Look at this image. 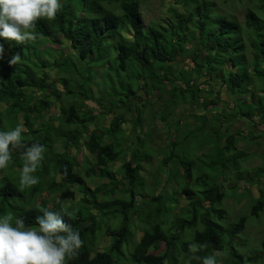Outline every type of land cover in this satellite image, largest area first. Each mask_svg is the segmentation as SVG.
Instances as JSON below:
<instances>
[{"label":"trees","instance_id":"trees-1","mask_svg":"<svg viewBox=\"0 0 264 264\" xmlns=\"http://www.w3.org/2000/svg\"><path fill=\"white\" fill-rule=\"evenodd\" d=\"M141 1L61 0L55 19L36 24L39 42L56 45L55 55L49 56L53 51L47 53L40 43L0 38L8 53L0 55V101L6 105L0 109V131L23 125L21 140L46 148L32 174L39 182L30 187L20 184L23 150H11L12 159L0 169V214L23 217L33 228L43 215L40 209L65 214L64 221L84 241L76 258L66 264H202L189 250L193 243L207 245L195 256L214 255L217 264L264 260V238L261 251L246 257L233 246L248 216L230 224L221 206L225 190L211 181L210 166L197 162V151L207 145L202 159L213 157L215 174L224 173L226 163L238 170V158L250 155L235 148L246 136L242 130L229 133L228 124L224 133L222 126L229 118L252 124L264 120V0L249 2L244 23L213 16V0H174L163 18L147 25ZM250 33L253 65L246 59L247 44L241 36ZM16 53L21 60L11 65ZM182 55L191 56L190 69H177ZM47 69L56 72L52 81ZM166 85L171 88L160 119L176 133L161 159L163 186L158 190L157 183L147 193L141 172L152 162L155 148L148 143L150 132L144 128L140 106L148 105L154 90L163 97ZM29 88L42 96L29 93ZM80 98L84 102L79 105ZM140 98L145 99L139 103ZM178 101L200 104L203 113L191 114L194 124L174 116ZM56 102L60 114L52 118H58L57 125L46 119ZM99 115L112 116L108 126L98 124ZM127 123L135 137H129ZM118 160L123 176L115 179L111 164ZM257 173L264 175V169ZM95 178L99 183L91 188L87 182ZM174 182L177 191L169 192ZM177 192L188 199L179 213ZM79 194V206H63V200H77ZM254 201L251 215L259 216L264 193ZM103 237L111 241L101 250Z\"/></svg>","mask_w":264,"mask_h":264},{"label":"rangeland","instance_id":"rangeland-1","mask_svg":"<svg viewBox=\"0 0 264 264\" xmlns=\"http://www.w3.org/2000/svg\"><path fill=\"white\" fill-rule=\"evenodd\" d=\"M216 3V6L213 8V16H221L226 15L235 18L240 23H244L246 18V12L249 8V2H253L255 0H213ZM174 0H142L141 1V7L140 12L142 16V22L144 25H147L150 21H154L155 19L163 18L164 15L167 12V9L169 5L173 4ZM124 31H127V29H124ZM244 39V42L247 44L246 49V59L248 62H250L253 65V50L250 46L249 42L252 41V33L250 34H242L241 35ZM10 42V41H9ZM8 42V43H9ZM31 43H40L39 39L37 38L36 41ZM65 43V41H64ZM45 50H47V53L54 49L56 45H46V43H40ZM7 46H5L4 50ZM52 47V48H51ZM56 49V48H55ZM7 52L3 51L2 55L7 56ZM58 54L57 52L53 51L49 53V56ZM191 55V54H187ZM76 60V59H75ZM192 65L191 56H179L178 57V68L177 69H183L187 68L190 69ZM101 68V67H100ZM49 74V79L52 81L55 78L56 72L53 69H47L46 70ZM102 77L98 76V82H102ZM99 84V83H98ZM171 88V85H166V90L164 91L163 97L159 98V92L157 90H154L151 95L149 96V103L147 106H140L141 109L144 112L145 115V121H144V128L150 132V135H148V143L152 145L155 148L154 156L152 157V162L147 164H144V169L141 172L142 181L145 184L146 192L148 193L150 189H154L157 183H159L158 190L163 186V180L166 177V174L160 169L161 165V159L164 156V151H169L167 145L169 142L173 139V135H175L176 131L170 130V128L167 126L165 122H163L160 119V114L162 110V104L164 100L169 97L168 91ZM219 87L217 86L216 89ZM29 93L36 92L38 94V97H41L42 94L37 89H27ZM215 93V92H214ZM227 93V94H226ZM100 94L99 91L95 88V95L98 96ZM228 91H225L224 98H230L228 95ZM145 98L138 99V102H143ZM36 100V99H34ZM34 100L32 103H34ZM54 100V99H52ZM83 99H78L77 104H83ZM87 103V102H86ZM57 106L52 109L49 114H47L46 119L52 120L56 125L60 122L57 119L52 118L53 116L56 117L60 114L59 112V102H56ZM176 110L174 113V116L183 119L184 121H188L189 123L194 124L195 123V116H192V113L201 114L203 113V110H200V104H198L197 107L192 106L190 103L183 104L179 103V101L176 103ZM1 108L4 109L6 107L4 102L0 101ZM62 107V106H61ZM85 107V106H84ZM83 107V109H84ZM99 111H102L99 109ZM98 111V112H99ZM214 111V112H213ZM223 109L221 110H212L209 113H207L208 116L212 117L214 113H221ZM232 110H230L231 112ZM21 117V121L23 122V113L19 115ZM99 125L108 126L112 116L111 115H99ZM241 118V117H240ZM236 118L232 119H226V121L223 123V132L227 133L225 130L227 125L231 123V131L233 130H241L244 132V135H246L243 138H239V141L236 144V151L237 152H250V155L247 157H239V167L238 170L235 169L234 166L230 163H226V169L224 173H216V171L211 167L210 161L212 160L209 157L206 160H203V149H207L209 145L205 146L204 148H200L198 150V157L197 162L198 164H207L206 167L210 166V169L208 171L211 172L212 179L211 181L215 180L220 184V187L225 190L227 196L223 200L221 206L226 211L227 214V220L232 224L233 222L237 221L241 216H248L246 227L243 230V233H241L236 240L233 243V246L236 248V250L243 254L245 257L249 253H257L261 251L262 249V240L264 238V208L262 211H260L259 216H253L251 215V209L252 204H254V199L258 198L264 193V175H258V171L260 169H264V120H261L262 122H259L260 120H257L255 123H251L250 121H242V122H236ZM235 126V127H234ZM125 127L128 130L129 137H135V130L132 128L131 123H127ZM207 129H210L207 127ZM232 133V132H229ZM225 134H223L222 140L225 141ZM256 136H260L256 138ZM253 137V139H252ZM224 143V142H223ZM205 151V150H204ZM157 152V154H155ZM74 153L75 150H74ZM211 159V160H210ZM111 164V163H110ZM122 161L118 160L116 162H112L111 166L113 167L111 170V174L113 177L121 178L123 176V173L120 170ZM212 164V163H211ZM92 167V166H91ZM90 167V168H91ZM92 169H95L93 167ZM197 171V168L195 172ZM219 175V176H218ZM236 176L241 177L238 179L237 184L235 186H231L233 183H235ZM221 177V180L219 179ZM159 179V182H156ZM98 178H95L93 180H90L87 182V184L94 188L99 183ZM214 181V182H215ZM177 183L174 182L173 185L168 187L169 192L177 191ZM178 206L176 208V212H180L181 209L186 207L188 204L187 196L178 194ZM83 197V194H79L77 196V200H63L62 204L65 208L67 206H72L76 208L80 205V200ZM72 202H75L74 204H71ZM4 213H9L4 212ZM188 236L192 237V232L187 230ZM141 234V232L139 233ZM111 239L109 237H103L99 244V249L103 250L105 249L108 244L110 243ZM248 264H264V260H259L256 262H250Z\"/></svg>","mask_w":264,"mask_h":264},{"label":"clouds","instance_id":"clouds-1","mask_svg":"<svg viewBox=\"0 0 264 264\" xmlns=\"http://www.w3.org/2000/svg\"><path fill=\"white\" fill-rule=\"evenodd\" d=\"M62 7L61 0H0V38L17 44L31 43L37 39V22L55 19ZM3 51L0 44V55ZM20 60L21 55L16 53L9 63L16 65ZM22 131L23 125L0 131V169L12 159L11 150L22 149L20 184L30 187L39 182L32 174L42 162L46 148L38 142L26 145L21 140ZM40 211L43 215L36 218V228L26 225L23 217L0 214V264H66V260L76 258L84 244L80 233L64 221L62 212L47 208ZM67 215L72 218L71 213ZM206 247L193 243L189 250L193 258L202 259V264H217L214 255L195 256Z\"/></svg>","mask_w":264,"mask_h":264},{"label":"crops","instance_id":"crops-1","mask_svg":"<svg viewBox=\"0 0 264 264\" xmlns=\"http://www.w3.org/2000/svg\"><path fill=\"white\" fill-rule=\"evenodd\" d=\"M235 121L236 122H242V121H246L245 119H241V118H236L235 119ZM229 125H231V123L229 124ZM235 127V126H234ZM242 130V129H241ZM236 131H239V130H233V131H230V132H232V133H234V132H236ZM243 132V131H242ZM244 133V132H243Z\"/></svg>","mask_w":264,"mask_h":264}]
</instances>
